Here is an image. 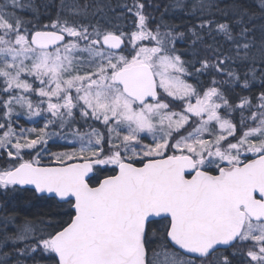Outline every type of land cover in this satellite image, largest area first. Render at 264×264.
<instances>
[{"label": "trees", "instance_id": "obj_1", "mask_svg": "<svg viewBox=\"0 0 264 264\" xmlns=\"http://www.w3.org/2000/svg\"><path fill=\"white\" fill-rule=\"evenodd\" d=\"M0 23L9 29L10 39L22 35L30 42L37 31H56L66 35L65 45L79 50L99 46L100 50L95 49L99 52L105 51L101 44L105 36L117 35L125 41L123 51L135 42L142 50L176 55L194 91L212 95L223 105L222 118L236 129L230 141L264 122V0H0ZM87 57L79 52L74 60L84 62ZM3 86L0 82V95L7 98L10 94L1 92ZM38 87L34 82V89ZM53 116L57 120L53 129L63 133L99 125L82 117L78 108L69 115L60 111ZM48 147L65 149L62 145ZM103 148H108L106 134ZM259 149L264 152V147ZM37 153L39 149L26 152L18 161L0 151V264H58L51 238L74 217L72 202L59 203L2 182L5 174ZM115 173L114 166L96 168L90 184ZM168 228L166 219L149 223L147 264L154 263L156 253L165 254L172 262L168 264H264V243L239 242L234 249L219 250L206 259L189 258L169 244Z\"/></svg>", "mask_w": 264, "mask_h": 264}, {"label": "rangeland", "instance_id": "obj_2", "mask_svg": "<svg viewBox=\"0 0 264 264\" xmlns=\"http://www.w3.org/2000/svg\"><path fill=\"white\" fill-rule=\"evenodd\" d=\"M8 35L9 29L0 23L1 92L10 94L7 98L0 95V151L21 161L26 152L39 149L31 161L21 164L92 161L95 168H103L171 154L192 156L198 160V169L219 170L243 163L250 153H262L264 122L230 141L236 129L222 118L223 105L212 95L194 91L176 55H159L158 49L144 45L142 50L135 42L128 50L123 51L124 47L122 54L97 52L99 46L79 50L72 45L42 53L22 35L11 39ZM79 52L87 54L84 62L74 60ZM143 64L151 68L159 96L139 105L123 94L115 75ZM34 82L40 87L34 89ZM76 108L82 117L98 122L97 128L64 133L53 129L57 124L53 113L69 115ZM105 134L107 150L103 148ZM48 145L65 149L54 151ZM239 242L261 246L264 225L248 221ZM164 255L156 253L153 264H168Z\"/></svg>", "mask_w": 264, "mask_h": 264}, {"label": "water", "instance_id": "obj_3", "mask_svg": "<svg viewBox=\"0 0 264 264\" xmlns=\"http://www.w3.org/2000/svg\"><path fill=\"white\" fill-rule=\"evenodd\" d=\"M62 32L37 31L30 45L38 51L63 46ZM102 46L113 53L125 47L117 35ZM123 94L142 105L158 99L148 65L124 68L115 75ZM92 161L64 165L24 163L2 182L33 190L59 203L72 202L74 217L51 238L58 264H147L145 238L149 223L167 219V239L191 258L230 249L249 218L264 222V155L217 174L195 170L191 156H167L138 166L118 165L116 173L91 185Z\"/></svg>", "mask_w": 264, "mask_h": 264}, {"label": "flooded vegetation", "instance_id": "obj_4", "mask_svg": "<svg viewBox=\"0 0 264 264\" xmlns=\"http://www.w3.org/2000/svg\"><path fill=\"white\" fill-rule=\"evenodd\" d=\"M250 155V156H249ZM249 155H247L246 157H245V160H244V162L243 163H240L239 165H244V164H246V163H248V162H250V161H252V160H254V159H256L257 157H259V156H261V155H264V152H262V153H260V154H254V153H250ZM194 159V158H193ZM200 161H202V159L200 160ZM194 162H195V165H196V169H198V160L197 159H194ZM206 171H209V170H206ZM219 172V170H213V172H211L212 174H217ZM256 223V222H255ZM167 233H168V231H167ZM146 236H147V234H146ZM241 239V238H240ZM239 243V240L236 242V244H238ZM145 244H146V239H145ZM236 244H234L231 248L232 249H234V246L236 245ZM230 248V249H231ZM229 249H227V250H222V251H228ZM219 251V250H218ZM217 251V252H218ZM217 252H215V253H213L212 255H214V254H216ZM211 255V256H212ZM201 260V259H200Z\"/></svg>", "mask_w": 264, "mask_h": 264}]
</instances>
